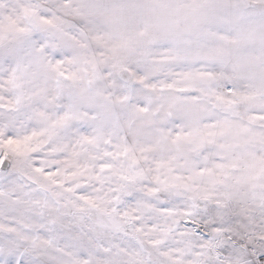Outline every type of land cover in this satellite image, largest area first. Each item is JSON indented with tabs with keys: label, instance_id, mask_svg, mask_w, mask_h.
Segmentation results:
<instances>
[{
	"label": "snow or ice",
	"instance_id": "1",
	"mask_svg": "<svg viewBox=\"0 0 264 264\" xmlns=\"http://www.w3.org/2000/svg\"><path fill=\"white\" fill-rule=\"evenodd\" d=\"M0 264H264V0H0Z\"/></svg>",
	"mask_w": 264,
	"mask_h": 264
}]
</instances>
